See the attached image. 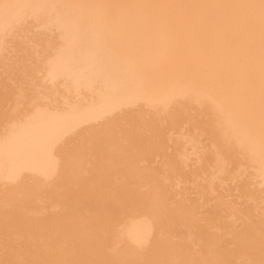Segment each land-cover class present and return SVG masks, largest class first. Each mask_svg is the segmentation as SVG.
Wrapping results in <instances>:
<instances>
[{
  "label": "bare ground",
  "instance_id": "obj_1",
  "mask_svg": "<svg viewBox=\"0 0 264 264\" xmlns=\"http://www.w3.org/2000/svg\"><path fill=\"white\" fill-rule=\"evenodd\" d=\"M0 264H264V0H0Z\"/></svg>",
  "mask_w": 264,
  "mask_h": 264
}]
</instances>
